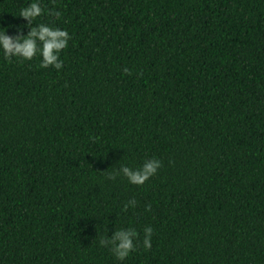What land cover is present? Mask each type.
I'll return each instance as SVG.
<instances>
[{
  "label": "trees",
  "instance_id": "16d2710c",
  "mask_svg": "<svg viewBox=\"0 0 264 264\" xmlns=\"http://www.w3.org/2000/svg\"><path fill=\"white\" fill-rule=\"evenodd\" d=\"M31 2L7 35L70 38L60 69L0 53V264H264V0Z\"/></svg>",
  "mask_w": 264,
  "mask_h": 264
},
{
  "label": "clouds",
  "instance_id": "9594fccd",
  "mask_svg": "<svg viewBox=\"0 0 264 264\" xmlns=\"http://www.w3.org/2000/svg\"><path fill=\"white\" fill-rule=\"evenodd\" d=\"M40 14V6L36 0H33V2L20 10L19 17L31 24L33 19ZM56 14L59 15V13ZM69 38L66 29L51 27L45 23H38L35 27H30L27 34L23 36L17 35L14 38L7 35L5 28L0 27V53H2L5 58L20 57L25 60H30L34 55L39 53L41 67H48L51 65L56 69H60L62 65V61L58 59L60 50L66 47ZM124 70L127 71V69ZM159 166L160 161L153 159L143 164L142 169L138 172L130 171L127 167L123 168V172L127 175L131 183L140 185L148 177L153 175ZM151 232V228L144 229L143 245L145 248L151 246ZM135 235V232L129 234L120 231L114 234L113 238L118 240L115 246V254L118 259L123 260L128 256L130 251L133 250L134 245L130 236Z\"/></svg>",
  "mask_w": 264,
  "mask_h": 264
}]
</instances>
